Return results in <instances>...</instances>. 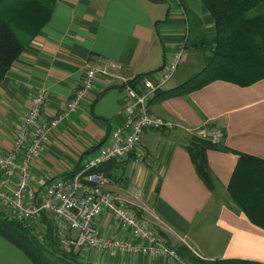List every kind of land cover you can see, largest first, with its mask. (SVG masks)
Listing matches in <instances>:
<instances>
[{
	"label": "crops",
	"instance_id": "obj_1",
	"mask_svg": "<svg viewBox=\"0 0 264 264\" xmlns=\"http://www.w3.org/2000/svg\"><path fill=\"white\" fill-rule=\"evenodd\" d=\"M7 19L18 30L22 51L0 80V153L11 149L37 89L48 92L38 120H50L68 109L89 62L101 56L121 64L118 77L97 74L88 95L45 134L30 165L35 190L80 170L84 157L122 122L129 81L158 71L180 51L163 88L184 82L204 66L215 35L201 0H54L49 20L34 34ZM160 94L152 95L149 106L173 121V128L144 130L133 152L106 163L105 189L159 230L174 250L185 243L203 259L264 263V229L248 220L227 189L237 162L232 151L264 159V77L247 86L215 79L178 95ZM207 126L223 131L218 148L206 149L210 185L186 149ZM48 219L43 214L38 227L45 228ZM95 228L111 238L136 240L109 212L95 219ZM74 253L94 264H186L172 255H124L89 246ZM0 264L33 263L0 236Z\"/></svg>",
	"mask_w": 264,
	"mask_h": 264
},
{
	"label": "built area",
	"instance_id": "obj_2",
	"mask_svg": "<svg viewBox=\"0 0 264 264\" xmlns=\"http://www.w3.org/2000/svg\"><path fill=\"white\" fill-rule=\"evenodd\" d=\"M179 56L180 51H177L172 61L151 77H139L135 87L130 84L124 87L123 104L119 110L123 114L122 122L109 131L102 144L84 157L80 170L73 175L53 178L35 190L30 185V165L45 134L67 115L69 109L84 99L97 74L118 77L121 64L101 56L89 62L68 109L50 120H38L48 92L37 89L19 124L11 149L0 153V206L6 208L9 217L27 225L32 223V219L39 220L43 214L49 213L53 232L64 252L74 253L89 246L115 250L124 255L142 253L179 258L155 228L125 205L121 198L105 189L109 179L103 170L109 161L133 152L140 144L144 130L173 128V122L153 112L148 102L155 91L163 88L171 78ZM212 131L211 142H218L222 131ZM29 136L32 139L27 143ZM103 212L111 213L136 240L100 234L95 228V219ZM153 218L160 222L156 215ZM42 233L46 234V229Z\"/></svg>",
	"mask_w": 264,
	"mask_h": 264
},
{
	"label": "trees",
	"instance_id": "obj_3",
	"mask_svg": "<svg viewBox=\"0 0 264 264\" xmlns=\"http://www.w3.org/2000/svg\"><path fill=\"white\" fill-rule=\"evenodd\" d=\"M4 1L6 0H0V5ZM53 2L54 0H11L6 6L8 9L6 13L3 14L0 9V14L4 15L2 17L0 15V80L22 51V45L9 23L11 19L7 18L13 17L18 26L34 34L49 20ZM201 2L210 13L215 28L214 39L210 45L212 49L205 59V64L200 71L184 82L167 90L160 88L155 94L161 92L165 96L178 95L200 88L215 79L247 86L264 77V0H201ZM154 73L138 75L128 84L135 87L134 83L139 77H151ZM198 136L200 135L187 143L186 149L198 175L210 185L206 149L218 148L220 140L210 143L209 139H199ZM232 152L237 154V162L227 185L228 192L248 220L264 229V159L238 151ZM74 173L76 172L64 176ZM47 223L44 240H41L37 238L32 228L10 218L6 208L0 206V236L21 249L33 264H94L78 260L73 252H64L53 232L51 220L48 219ZM189 248L185 243L175 246V251L186 264H264L261 261L243 258L203 259L195 257L194 251ZM62 252L66 257L60 255Z\"/></svg>",
	"mask_w": 264,
	"mask_h": 264
},
{
	"label": "rangeland",
	"instance_id": "obj_4",
	"mask_svg": "<svg viewBox=\"0 0 264 264\" xmlns=\"http://www.w3.org/2000/svg\"><path fill=\"white\" fill-rule=\"evenodd\" d=\"M8 5V0H6V1H4L3 2V4H1L0 5V9L2 10V12H3V14L4 13H6L7 12V8H6V6ZM1 15V14H0ZM3 15H1V17H2ZM16 33L18 32V30H16L15 31ZM210 51L211 50H209V53H210ZM180 72L178 71L177 72V75L179 74ZM81 82V81H80ZM80 84V83H79ZM167 85V84H166ZM79 87V86H78ZM77 87V88H78ZM76 88V89H77ZM76 89L74 90V93H75V91H76ZM90 92V91H89ZM74 93H73V95H74ZM72 95V96H73ZM85 95H88V92L87 93H85ZM72 96H71V98H72ZM70 98V99H71ZM69 102H70V100H69ZM173 122V121H172ZM173 125H174V123H173ZM204 133H202L200 136H198V138L199 139H203V138H207V139H209V141H210V143H212L211 142V137H212V134H213V131L211 130V127L210 128H206V129H204V130H202ZM6 214V213H5ZM38 221L39 220H37V219H32V223H30V224H24V223H22L24 226H29L30 228H32L33 229V231H34V233H35V235H37L41 240H44V237H45V234L43 235V230L45 229L44 227H42L41 225H39V227H38ZM157 230V229H156ZM158 232H159V230H157ZM160 233V232H159ZM160 235H162V234H160ZM36 236V237H37ZM163 236V235H162ZM37 237V238H38ZM167 244V243H166ZM188 247V246H187ZM189 248V247H188ZM191 251H192V249L191 248H189ZM176 253H177V251H176ZM194 253V256L195 257H200L199 255H197L195 252H193ZM177 255H178V253H177ZM179 256V255H178ZM179 258L181 259V257L179 256ZM201 259V258H200ZM197 261V260H196ZM197 263V262H196Z\"/></svg>",
	"mask_w": 264,
	"mask_h": 264
},
{
	"label": "water",
	"instance_id": "obj_5",
	"mask_svg": "<svg viewBox=\"0 0 264 264\" xmlns=\"http://www.w3.org/2000/svg\"><path fill=\"white\" fill-rule=\"evenodd\" d=\"M52 236H53V234H52V230H51L50 231V239H51V241H50V247H51V249L53 248ZM60 255L66 257V254L64 252L60 253Z\"/></svg>",
	"mask_w": 264,
	"mask_h": 264
}]
</instances>
